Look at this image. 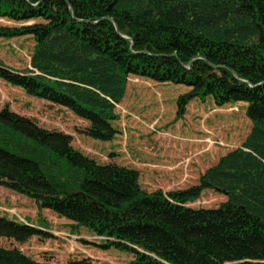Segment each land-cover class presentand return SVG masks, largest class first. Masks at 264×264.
Wrapping results in <instances>:
<instances>
[{
	"label": "trees",
	"instance_id": "16d2710c",
	"mask_svg": "<svg viewBox=\"0 0 264 264\" xmlns=\"http://www.w3.org/2000/svg\"><path fill=\"white\" fill-rule=\"evenodd\" d=\"M0 17L40 20L0 28V37L35 42L29 67L0 66V79L86 121L93 140L114 139L130 75L190 88L179 114L194 99L245 103L252 125L197 185L148 193L137 171L98 164L69 135L3 108L0 187L88 229L99 248L131 254L132 264H264V0H0ZM205 190L227 200L187 206ZM44 226L0 215V264H53L1 244L51 238Z\"/></svg>",
	"mask_w": 264,
	"mask_h": 264
},
{
	"label": "rangeland",
	"instance_id": "374dc122",
	"mask_svg": "<svg viewBox=\"0 0 264 264\" xmlns=\"http://www.w3.org/2000/svg\"><path fill=\"white\" fill-rule=\"evenodd\" d=\"M40 20L19 22L0 17V28L17 29ZM34 40L30 35L0 37V66L24 72L29 67ZM190 88L157 83L130 75L121 102L115 106L116 135L109 142L85 135L88 123L63 107L29 96L0 79V110L32 119L47 130L71 137L72 147L98 164L112 163L138 172L141 189L150 193L183 190L197 185L204 172L220 158L239 149L251 130L242 102L217 106L211 97L194 99L179 114L178 99ZM226 195L205 190L191 208H215ZM0 215L43 229L51 238L32 237L23 244L2 240L39 263L61 264L88 259L91 264H132L133 256L116 249L99 248L102 238L88 229L58 217L26 196L0 187Z\"/></svg>",
	"mask_w": 264,
	"mask_h": 264
},
{
	"label": "water",
	"instance_id": "95a60500",
	"mask_svg": "<svg viewBox=\"0 0 264 264\" xmlns=\"http://www.w3.org/2000/svg\"><path fill=\"white\" fill-rule=\"evenodd\" d=\"M124 39H127L126 37H124Z\"/></svg>",
	"mask_w": 264,
	"mask_h": 264
}]
</instances>
